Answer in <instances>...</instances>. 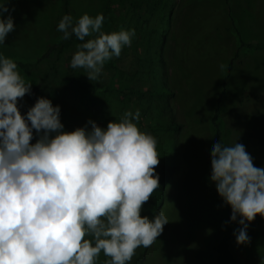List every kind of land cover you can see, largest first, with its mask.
<instances>
[{"label":"rangeland","instance_id":"obj_1","mask_svg":"<svg viewBox=\"0 0 264 264\" xmlns=\"http://www.w3.org/2000/svg\"><path fill=\"white\" fill-rule=\"evenodd\" d=\"M137 1L138 6L126 0H70L73 20L84 13L103 14L102 32L134 29L135 36L119 57H112L118 67L103 66L95 81L85 69L70 67L63 56L48 99L60 106L65 131L91 127L89 121L106 128L109 121L139 109L138 126L157 139L162 159L175 166L172 173L155 170L160 186L149 198L155 202L148 200L141 210L149 218L163 211L169 222L127 264H216L215 244L227 204L210 179L216 138L212 118L219 104L223 144H243L254 166L264 167V51L239 47L236 35L245 42L264 43V0ZM13 7L15 28L0 44V54L33 62L28 71L17 68L32 89L47 71L40 56L60 36V0H9ZM77 50L73 44L66 53ZM129 88L173 93L139 99L126 95ZM38 98H18L22 115ZM171 120L182 125L180 130L147 129L148 123ZM38 139L33 130L30 143ZM238 220L232 221L234 230L242 227ZM248 224L250 243L237 244L233 235L232 250L242 264H259L264 259V217L257 214ZM110 260L101 251L96 264Z\"/></svg>","mask_w":264,"mask_h":264},{"label":"clouds","instance_id":"obj_2","mask_svg":"<svg viewBox=\"0 0 264 264\" xmlns=\"http://www.w3.org/2000/svg\"><path fill=\"white\" fill-rule=\"evenodd\" d=\"M12 11L0 0V44L15 28ZM103 21V14L84 13L75 23L65 15L57 26L64 39L74 34L82 42L70 67L85 69L90 81L135 36L134 29L102 32ZM30 91L15 61L0 54V264H96L101 251L111 257L105 264H127L169 222L163 211L141 215L160 186L157 139L138 126L139 109L106 128L89 121L72 131L45 97L22 115L17 101ZM211 169L231 221L239 217L237 244L250 243L248 222L264 217V167L254 166L243 144L218 142Z\"/></svg>","mask_w":264,"mask_h":264},{"label":"trees","instance_id":"obj_3","mask_svg":"<svg viewBox=\"0 0 264 264\" xmlns=\"http://www.w3.org/2000/svg\"><path fill=\"white\" fill-rule=\"evenodd\" d=\"M129 4L133 6H138L137 0H126ZM228 3L229 0H226ZM65 15H70V0H60V7L56 19V27L58 26L59 21L63 18ZM78 20V19H77ZM75 23L76 20H73ZM237 39L239 42V47L246 46L248 48H252L254 50L258 51H264V43L257 42H245L240 37V33L237 32ZM86 40L88 37L85 38ZM82 43L78 38L73 34L69 39L63 38V32H60V36L58 38H53L49 41L48 45L46 46L44 52L40 56V61H45L47 64V71L44 75L40 76L38 79V82L35 84V86L31 89L30 92L26 93L25 96H33L34 94H37L40 97L49 98L51 87L55 85L57 76H58V64L60 60L63 58V56H66L67 64L70 65V61L72 58V54L66 53V50L73 44L78 45ZM15 63L17 64V68L28 71L32 65L33 62L26 59L21 58H13ZM104 67H112L117 68L118 65L115 62L113 58L107 60L104 64ZM173 92L170 89L166 90H153V89H147V90H140V89H134L129 88L126 92V95H136L139 99H143L145 97H151L156 96L159 98L166 97ZM221 96L218 99V102L220 103ZM219 104L215 108V113L212 118V123L216 129V138L215 143L222 142V132L219 127ZM182 125L175 120H171L169 123H148L147 129L149 131H155V130H167V131H178ZM35 134L36 130H35ZM39 135V134H37ZM159 158L158 165L155 166L156 171L160 172H169L172 173L175 169V166L169 162L164 161L163 154L164 150H157ZM150 203H154V199H149ZM226 216L221 226V235L218 238L216 244H215V250L217 252V259L216 264H242V261L238 256L235 255V253L232 250V237L234 229L232 227V221L230 219L232 209L231 206L227 204L226 208ZM259 264H264V259H262Z\"/></svg>","mask_w":264,"mask_h":264}]
</instances>
